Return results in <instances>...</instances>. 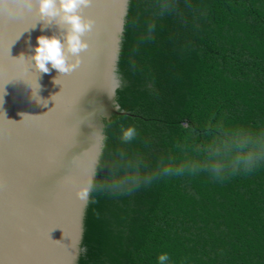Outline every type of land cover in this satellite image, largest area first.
Here are the masks:
<instances>
[{
    "label": "trees",
    "instance_id": "trees-1",
    "mask_svg": "<svg viewBox=\"0 0 264 264\" xmlns=\"http://www.w3.org/2000/svg\"><path fill=\"white\" fill-rule=\"evenodd\" d=\"M150 0H130L128 18H147ZM206 12L193 27L157 21L153 42L128 58L139 31L125 29L117 98L133 114L105 119V158L120 147L154 162L177 141L204 140L209 125L264 127V0H191ZM137 141L121 145L118 122ZM198 134V135H197ZM110 171L98 168L97 179ZM99 214V217L97 216ZM77 264H264V167L214 182L205 173L173 177L131 195L89 204Z\"/></svg>",
    "mask_w": 264,
    "mask_h": 264
},
{
    "label": "water",
    "instance_id": "water-1",
    "mask_svg": "<svg viewBox=\"0 0 264 264\" xmlns=\"http://www.w3.org/2000/svg\"><path fill=\"white\" fill-rule=\"evenodd\" d=\"M84 15L95 20L85 37L90 47L72 73L41 74L39 95L48 101L42 106L22 82L6 83L14 76L10 56L32 55L38 36L61 29L55 21L44 28L35 9L13 19L0 12V264L78 263L87 207L82 209L76 189L86 160L74 157L91 146L90 125L105 132V119L114 113L133 114L102 90L120 39V0H94Z\"/></svg>",
    "mask_w": 264,
    "mask_h": 264
},
{
    "label": "clouds",
    "instance_id": "clouds-1",
    "mask_svg": "<svg viewBox=\"0 0 264 264\" xmlns=\"http://www.w3.org/2000/svg\"><path fill=\"white\" fill-rule=\"evenodd\" d=\"M93 3L94 0H0V12L6 19L26 15L35 9L39 20L45 21L44 28L50 27L55 21L61 29L59 35L38 36L32 55L25 56L21 53L18 58L9 55L14 76L6 83L22 82L31 89V99L46 106L48 101L39 95L41 88L39 78L41 74L49 73L52 69L61 75H67L81 65L80 54L90 47L89 40L85 37L92 32L95 25V20L84 15V12ZM120 3L123 8V15L117 21L120 39L116 55L113 57V65L107 74L106 86L102 89L110 98L115 97L122 87L117 65L119 43L122 42L126 27L134 32L139 31L128 58L130 71L136 73L139 66L135 56L142 45L154 41L159 19L172 17L178 23L187 26L191 17L193 27H196V21L206 15L203 8L194 5L191 0H150L146 5L147 18L141 23L139 14L128 18L129 0H120ZM54 82L58 84L56 79ZM116 107L119 108V105ZM88 115L91 116L92 113ZM90 126L95 128L90 136L91 146L81 155L74 157V159L83 157L86 160L81 166L84 182L76 189V197L81 202L82 209L89 204L98 203L101 196L131 195L137 189L151 186L162 179L194 177L205 173L214 182L222 183L237 175H250L264 167V127L258 129L230 127L223 121L215 125L210 124L204 140L191 144L177 141L172 149L159 155L154 162H150L141 152L130 153L124 147L110 152L109 158L106 159L108 137L104 128ZM118 128V140L121 145L132 144L140 137V131L134 124L126 125L120 121ZM106 164L110 166L109 173L97 179L98 168H103ZM3 185L5 179L0 174V186ZM97 216L99 217L98 213ZM157 264H171L170 254L159 253Z\"/></svg>",
    "mask_w": 264,
    "mask_h": 264
}]
</instances>
